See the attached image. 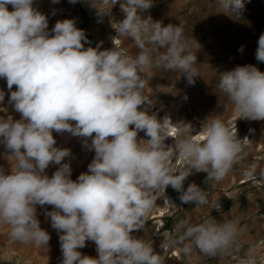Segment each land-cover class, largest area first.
Returning a JSON list of instances; mask_svg holds the SVG:
<instances>
[{
    "label": "clouds",
    "instance_id": "obj_1",
    "mask_svg": "<svg viewBox=\"0 0 264 264\" xmlns=\"http://www.w3.org/2000/svg\"><path fill=\"white\" fill-rule=\"evenodd\" d=\"M118 3L125 18L113 24L118 34L113 44L131 39L139 49L134 56L118 47H85L90 42L74 19L58 20L49 31L48 16L34 0H0V78L10 92L8 104L21 116L14 119L0 107L6 114L0 116V143L10 153L9 171L0 167V226H8L16 241L48 248L51 237L40 226L36 206H53L45 215L59 234L61 264H165L152 242L132 233L144 228L156 197L169 186L183 203L207 204V192L195 183L185 190L186 179L195 171L222 181L242 148L217 116H209L193 135L190 124H173L149 111L153 69L179 72L193 85L200 77V45L185 36L182 23L165 26L142 18L152 0H92L99 14H110ZM214 3L219 13L233 16L245 7V0ZM257 43L255 58L264 62V33ZM219 76L226 108L238 119L264 120V72L246 64ZM4 100L0 90V105ZM171 126L176 138L168 146ZM54 131L84 138V147L95 153L76 180L70 163L63 162L71 151L56 146ZM140 131L147 140L138 139ZM176 159L186 167H175ZM53 164L59 167L49 177L46 169ZM176 232L177 238L162 242L164 251L180 244L185 254L195 247L216 256L236 243L240 229L236 220H181ZM86 241L95 243L97 257L78 251Z\"/></svg>",
    "mask_w": 264,
    "mask_h": 264
},
{
    "label": "crops",
    "instance_id": "obj_2",
    "mask_svg": "<svg viewBox=\"0 0 264 264\" xmlns=\"http://www.w3.org/2000/svg\"><path fill=\"white\" fill-rule=\"evenodd\" d=\"M194 4L199 5L200 1H207L208 4H213L214 0H192ZM52 0H34V7L39 8V5H48ZM175 5V6H174ZM179 3L168 6V11L172 8L177 9ZM180 8V6H179ZM217 8V6H216ZM167 10V9H166ZM157 12L162 13V22L166 21L168 13L163 10ZM151 13L147 14V17ZM243 17L237 19H223L219 22V28H222L221 33L224 38L232 40L238 38L241 40V46H244L243 52L239 51L241 46H237L230 51L227 47L229 42L223 43V50L219 54L211 55L207 51L198 50L197 52V67L201 65L200 77L198 83L201 84L198 91L194 94L195 105L205 107L206 119L209 116H217L226 125L230 126V130L240 139L242 145L241 152L238 155L231 171L222 181H215L212 178L208 179L206 172H195L186 179L184 188L189 184L195 183L201 189L205 190L209 195V199L217 200L221 196L220 189L229 192V199L225 201V207L222 211L213 212V203L205 204L198 208L194 203H183L178 209L166 217V226L173 229V233L169 237L161 238L155 235L153 225L147 222L151 212L159 210L164 204V196L159 194L156 197V203L147 216L144 228L134 231L133 236L143 238L153 243L154 251L164 255L161 250V244L165 240L177 238L176 226L181 220H188L192 224H199L205 220L215 219L216 222L222 223L226 220L238 221L240 229L236 243L226 252L218 253L216 256H206L193 247L192 251L185 254L182 251V245L177 244L172 246L177 250L178 255L165 258V264H238L236 260L239 258L250 257L255 252L264 251V120L253 121L246 119H238L237 115L230 109L226 108L228 103L227 97L221 93L217 87L220 76L219 74L241 66L239 59L255 58L256 49L258 47L257 37L264 33V0H245ZM191 19V20H190ZM186 20L187 31H190V38L198 33V25L205 23L204 17L200 13L190 16ZM182 18L175 20V25L181 24ZM183 24V23H182ZM186 25V24H185ZM197 51V49H194ZM238 59V60H235ZM213 60L212 62H210ZM206 64V67H205ZM211 67V68H210ZM257 67V66H256ZM207 68V69H206ZM264 72V67H257ZM208 70H210L208 72ZM178 72H165L163 70L153 69V76L148 81L149 90L165 89L171 84V77ZM204 73V74H203ZM202 75V76H201ZM195 87V86H194ZM161 106H167L166 103L161 104L153 99V104L149 111L155 113L158 117H163L166 110L161 109ZM144 107V106H142ZM159 107L160 109H156ZM222 110V111H220ZM219 114V115H218ZM168 117V116H166ZM187 120H178L176 123L183 122L192 126V134H197L202 128L201 125L195 126L194 116H187ZM205 121V120H204ZM236 122V123H235ZM203 125V124H202ZM174 129V128H173ZM235 129V130H233ZM138 139L147 140L148 137L143 131L138 133ZM175 139L168 138L164 143L172 145ZM94 151L86 148V155L79 162L71 165V179L76 180L81 173L88 171V165L94 158ZM58 166H54L52 174L57 170ZM252 176V177H251ZM244 181L237 183L239 180ZM180 193L175 192L172 196L173 201H181ZM37 218L40 221L42 229L50 234L48 248L36 247L33 244H24L14 240L10 236L8 226H0V264H59L63 257L60 248L59 234L51 226L49 217H46L45 211H52L53 206L45 205L43 207L37 205ZM155 217H159L156 215ZM82 255L97 257L96 245L93 241H86V246L78 249Z\"/></svg>",
    "mask_w": 264,
    "mask_h": 264
},
{
    "label": "rangeland",
    "instance_id": "obj_3",
    "mask_svg": "<svg viewBox=\"0 0 264 264\" xmlns=\"http://www.w3.org/2000/svg\"><path fill=\"white\" fill-rule=\"evenodd\" d=\"M175 3H179V5L177 6L178 8H172L171 10H169V12H167L168 6L173 5ZM8 8L9 11L12 10L11 5H9ZM37 9L48 16L49 31L54 27L55 23L58 20L74 19L76 22V26L80 29H83L85 31L86 36L90 37L93 44L96 47L99 46L100 50L118 47L123 49L128 55L133 56L139 52V49L135 46L131 39L118 38L113 44V38L117 37L118 35L115 28L113 27V24L118 23L125 18V14L121 11L119 3L112 7L110 14H99L97 9L92 6V0H77L75 4L70 3L69 0H60L59 3L52 2L48 5H39V8ZM159 10H163V13H165L164 11L168 13V17H166L167 20H164L163 22V25L165 26L170 23L175 25V20L182 18L184 34L188 38H190L189 36L191 35L190 31H187V29L189 30V28L187 27V23L185 22L186 20L190 19V16L195 15L196 13H200V15L204 17L205 23L203 26L201 25L202 23L198 25V33H193V35H195L193 36V38L199 43V50L202 49L204 52L207 51V53L211 55H215L218 53L220 54L223 50L224 42H229L227 47L232 52L233 49H236L237 46H241V44H243L241 43V40L237 37L232 38V40H230L231 38L229 40L228 38H224L223 34L221 33L222 28H219V22L221 20L242 18L243 12L240 16H233L230 13V16L224 13H219L220 10L216 8V5L208 4L207 1H200L197 7V5H195L194 1L192 0H152V7L142 12L141 16L142 18H147L148 13L156 11V13L150 14L152 20L162 21V13L157 12ZM82 23H84L83 28L81 27ZM260 35L257 37V39H259ZM85 47H88V45L86 44ZM212 61L213 60H211L210 62ZM239 62L241 66L246 64H253L257 67H264V62H258L254 57L243 58L241 60L239 59ZM198 66L199 67H196L200 72L202 70L201 65ZM209 71L210 70H208V72ZM200 79L201 78L196 77L195 83L193 85H189L186 77L178 72L176 75H173L171 77V84H168L165 89L149 90L147 88V94L149 95V98L151 100L156 99L157 102L161 104H167V106L160 107L164 111L166 110V114H164V116L161 118L158 116L157 117L159 119H163L164 117L168 116L172 123L175 124L176 118L178 120H184L185 122L188 118L187 116L193 115V124L195 126H202L204 120H206L207 117L204 112L205 107H203L202 105H195L194 101V94L196 93V90L198 91L201 85L199 83L197 85L196 82ZM0 90H3L5 92V100L3 104L0 105V107H7V115H11L14 119H20V114L18 112H15L12 106L8 104L10 92L7 88L6 80L3 78H0ZM12 90H15V86H13ZM185 97H187V99H185ZM160 108L156 107V109ZM5 115V113L0 112V116ZM226 126L230 128V126L232 125L227 124ZM173 128L176 127L171 126L170 131L173 130ZM53 136L57 141L56 146L61 148H68L71 151V155L65 158V161H63L64 163H70V165H72L74 163L79 162L86 155V147H84V138L74 137L70 133L58 134L55 131L53 132ZM169 138L175 139L176 136H172ZM88 143H91V138H88ZM9 154L10 153L5 149L4 145L0 143V167L4 168L6 173L10 169L9 161L6 159L7 155ZM173 165L175 167H186L183 161L179 159L174 160ZM54 166L58 165L53 164L46 169V174L48 176L52 173V169L54 168ZM244 179L239 180L237 183L242 182ZM219 191H221V196H219L216 201L210 199L211 202L208 203H213V212L222 211L225 207L224 205L226 199H229V195L227 193L229 191L223 189H220ZM175 192L176 190L172 189V187L169 186L166 189L165 193H160L164 196L162 203L164 205L159 210H156L154 213L151 212L147 219V222H150L153 225L154 233L159 238H161L159 235L161 227L164 229L170 227L166 226L165 218L168 217L174 209H178L181 205H183V202L181 201H173L174 198L172 196ZM217 204H221V207L218 209H216ZM156 215H159V217H155ZM161 250L164 252L162 248ZM164 256L168 258L165 252ZM236 262L238 264H264V251H257L250 257H238ZM59 264L61 263L59 262Z\"/></svg>",
    "mask_w": 264,
    "mask_h": 264
},
{
    "label": "built area",
    "instance_id": "obj_4",
    "mask_svg": "<svg viewBox=\"0 0 264 264\" xmlns=\"http://www.w3.org/2000/svg\"><path fill=\"white\" fill-rule=\"evenodd\" d=\"M176 131H177V129L176 128H174L173 130H171L170 132L172 133V136H176ZM208 203H210L211 201H210V199H209V197H208ZM207 203V204H208ZM221 207V204H217L216 205V209H218V208H220ZM161 226H162V224H161ZM159 229V228H158ZM157 229V230H158ZM171 233H173V229L172 228H162L161 227V230H160V234H162L161 236L163 237V238H166V237H169L170 235H171ZM165 253H166V256L167 257H174V256H177V250L175 249V248H172V246L171 247H169L168 249H166L165 251H164Z\"/></svg>",
    "mask_w": 264,
    "mask_h": 264
},
{
    "label": "trees",
    "instance_id": "obj_5",
    "mask_svg": "<svg viewBox=\"0 0 264 264\" xmlns=\"http://www.w3.org/2000/svg\"><path fill=\"white\" fill-rule=\"evenodd\" d=\"M83 26H84V23H82L81 27L83 28ZM87 38H88V41L90 42V43H89V44H87V45H88V46H91V47H96V46L93 44V42H92L91 38H90V37H88V36H87Z\"/></svg>",
    "mask_w": 264,
    "mask_h": 264
},
{
    "label": "bare ground",
    "instance_id": "obj_6",
    "mask_svg": "<svg viewBox=\"0 0 264 264\" xmlns=\"http://www.w3.org/2000/svg\"><path fill=\"white\" fill-rule=\"evenodd\" d=\"M244 180H245V179H244ZM244 180H243V181H244Z\"/></svg>",
    "mask_w": 264,
    "mask_h": 264
}]
</instances>
